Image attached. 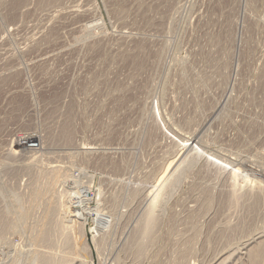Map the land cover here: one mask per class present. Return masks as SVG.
<instances>
[{"label":"rangeland","instance_id":"obj_1","mask_svg":"<svg viewBox=\"0 0 264 264\" xmlns=\"http://www.w3.org/2000/svg\"><path fill=\"white\" fill-rule=\"evenodd\" d=\"M42 221L52 264L264 252V0H0V264Z\"/></svg>","mask_w":264,"mask_h":264},{"label":"bare ground","instance_id":"obj_2","mask_svg":"<svg viewBox=\"0 0 264 264\" xmlns=\"http://www.w3.org/2000/svg\"><path fill=\"white\" fill-rule=\"evenodd\" d=\"M23 2V1H22ZM216 107V106H215ZM214 107V108H215ZM212 109H213V106H212ZM209 110V109H208ZM211 110V109H210ZM206 118V117H205ZM206 120V119H205ZM204 123V122H203ZM200 125V124H199ZM203 125V124H202ZM199 129V128H198ZM72 128H71V123H70V117L69 116H67L66 117V119H65V122L63 123V125L61 126V128H60V135H61V137L63 138V140L64 141H69L70 140V138H71V134H72ZM195 132V131H194ZM197 132H195V134H194V136L196 135V137L198 136L197 134H196ZM200 133V132H199ZM193 138H195V137H193ZM185 141V140H184ZM195 140H191V143L190 144H192L193 142H194ZM202 141V140H201ZM185 143V142H184ZM184 143H181V144H183L184 145ZM190 144H188L187 142L185 143V145L183 146V147H180L181 149L178 151L177 150V153H176V158L177 159H179L180 157H183V155H185L186 153L185 152H189V145ZM191 148V147H190ZM92 151V149L91 148H88V150H85V152H87V153H89V152H91ZM187 154H189V153H187ZM188 155H185L184 156V158H186ZM175 159V158H174ZM173 159V160H174ZM184 160V159H183ZM171 163H174V162H172L171 161ZM177 163V162H176ZM182 164V163H181ZM28 165V164H27ZM27 165H25V166H27ZM170 165H172V164H170ZM2 166V165H1ZM176 166V165H175ZM173 167H174V165H173ZM181 167V166H180ZM248 167V166H247ZM26 168V167H25ZM29 168V167H28ZM179 168V167H178ZM172 169H174V168H172ZM177 169V168H176ZM254 169V168H253ZM29 170V169H28ZM177 170H179V169H177ZM174 174V173H173ZM172 174V175H173ZM171 175V176H172ZM46 183V182H45ZM42 185H44V184H42ZM155 189V188H154ZM42 190L44 191V193H45V191L49 194V196H50V193H51V191H52V188H51V184H50V186H45V188L43 187L42 188ZM159 191V190H158ZM246 191V190H245ZM53 193V192H52ZM143 193V192H142ZM258 193V192H257ZM151 194V193H150ZM254 194V193H253ZM43 195H46V194H43ZM252 195V194H251ZM259 195V194H258ZM47 196V195H46ZM45 196V197H46ZM257 196V195H256ZM40 196H38V198H39ZM42 197V196H41ZM148 197V196H147ZM209 198V197H208ZM33 199V198H32ZM36 199V198H35ZM53 199V198H52ZM58 199V198H57ZM152 199V198H151ZM206 199V198H205ZM42 200H44V198L42 199ZM59 200V199H58ZM57 200V201H58ZM139 200V199H138ZM153 200V199H152ZM210 201V200H209ZM30 202V201H29ZM39 202H41L42 203V201H39ZM45 202V201H44ZM61 202V201H60ZM152 202V201H151ZM32 203H33V201H32ZM47 203V202H46ZM45 203V204H46ZM56 203V202H55ZM204 203V202H203ZM25 204V203H24ZM37 204V203H36ZM40 204V203H39ZM57 204V203H56ZM60 205L58 206V207H60L61 206V203H59ZM149 204V203H148ZM147 204V205H148ZM22 205V204H21ZM28 205V204H27ZM34 205V204H33ZM38 205V204H37ZM37 205H35V206H37ZM52 205V204H51ZM55 205V204H54ZM206 205V204H205ZM209 205V203L206 205V207ZM39 206V205H38ZM37 206V207H38ZM47 206V205H46ZM50 206V205H49ZM48 206V207H49ZM57 206V205H56ZM64 206V205H63ZM66 206V205H65ZM68 206V205H67ZM150 206H151V203H150ZM252 206V205H251ZM45 207V206H44ZM52 207H55V206H52ZM51 206H50V208H52ZM149 207V206H148ZM197 207V206H196ZM254 207V206H253ZM27 208V207H26ZM34 208V207H33ZM56 208V207H55ZM54 208V209H55ZM67 208V207H66ZM25 209V208H24ZM20 210L19 211V218L20 219H22V218H25V216L28 214V212L26 211V209L25 210ZM57 209V208H56ZM55 209V210H56ZM61 209V208H60ZM59 209V210H60ZM226 209V208H225ZM28 210H30V209H28ZM47 210V209H46ZM52 210V209H51ZM58 210V209H57ZM65 210V209H64ZM152 210V209H151ZM208 210V209H207ZM254 210V209H253ZM31 211V210H30ZM45 211V210H44ZM53 211V210H52ZM262 211V210H261ZM51 212V211H50ZM145 212V211H144ZM259 212V211H258ZM257 212V213H258ZM44 213V212H43ZM47 213V212H46ZM53 213V212H52ZM60 213V212H59ZM64 213V212H63ZM149 213H150V211H149ZM55 214V213H54ZM58 214V213H57ZM66 214V213H65ZM145 214H146V212H145ZM151 214V213H150ZM199 214V213H198ZM70 215V214H69ZM75 215V214H74ZM77 215V214H76ZM146 215H148V214H146ZM154 215V214H153ZM254 215V214H253ZM258 215V214H257ZM256 215V216H257ZM51 216V215H50ZM82 216V215H81ZM198 216V215H197ZM250 216H252V215H250ZM27 217V216H26ZM45 217V216H44ZM47 217V216H46ZM49 217V216H48ZM59 217V216H58ZM61 217V216H60ZM75 217V216H74ZM154 217V216H153ZM2 218H3V216H2ZM50 218V217H49ZM65 217H63L62 219H64ZM150 218H151V215H150ZM253 218V217H252ZM5 219V218H4ZM3 219V220H4ZM8 219V218H7ZM6 219V220H7ZM10 219V218H9ZM12 219V221H13V219L14 218H11ZM26 219V218H25ZM25 219H22V220H25ZM45 219V218H44ZM47 219V218H46ZM54 219V218H53ZM57 219V218H56ZM75 219H77L78 220V216L75 218ZM74 219V221H76ZM81 219V218H80ZM79 219V220H80ZM140 219V218H139ZM148 218H146V220H147ZM14 220H16V219H14ZM27 220H28V218H27ZM26 220V221H27ZM50 220V219H49ZM66 220V219H65ZM68 220V222H69V219H67ZM78 220V221H79ZM7 221H9V220H7ZM6 221V222H7ZM63 221V220H62ZM61 221V222H62ZM72 221V220H71ZM144 221H145V219H144ZM250 221V220H249ZM261 221V220H260ZM2 222V221H1ZM0 222V223H1ZM3 222H5V221H3ZM16 222V221H15ZM28 222V221H27ZM43 222V221H42ZM48 222V223H47ZM56 222H57V220H56ZM55 222V223H56ZM65 222V221H64ZM63 222V223H64ZM77 222V221H76ZM148 222V221H147ZM147 222H144V223H142L143 225H141V226H139L138 227V229H140L137 233V235L139 236L140 235V233H142L143 235H144V233H146L147 232V230H149L150 228L152 229L155 225H154V221L153 220H151L149 223H147ZM24 223V222H23ZM49 223H50V225H49ZM54 223V224H55ZM59 223V222H58ZM58 223H57V225H58ZM62 223V224H63ZM67 223V222H66ZM75 223V222H74ZM244 223V222H243ZM5 224V223H4ZM9 224H11V222L9 223ZM12 224H14V223H12ZM11 224V225H12ZM46 224H48L47 226L48 227H46ZM84 224V223H83ZM138 224V223H137ZM251 224V223H250ZM1 225H2V223H1ZM6 225L7 226H5V230H14V229H16L15 227L13 228H11V226H9L7 223H6ZM23 225V224H22ZM54 226V225H52L51 224V222H49V221H44L43 223H42V227L39 229V231L37 232V235H36V237L35 238H33L31 241L33 242L34 241V243H33V250H34V256L36 257V260L34 261V258H33V261L34 262H36L37 260H38V262H39V264H52L54 261H56L55 260V258L54 257H52L53 255L49 252V248H51L52 247V245L54 244L53 243V238H54V233H55V236L57 235L56 234V232H58V230L59 229H61V234L60 233H58V235L60 234V237H58V240H59V238L60 239H62L63 240V242H67L68 243V240H69V238H67L66 237V235H69V234H66L65 232H66V230H65V228H66V226H68V224L67 225H63L65 228L63 229V228H60V226ZM69 225H71V224H69ZM140 225V224H139ZM258 225V224H257ZM15 226H16V224H15ZM31 226V225H30ZM68 228H70V226L69 227H67L66 229H68ZM238 228V227H237ZM244 228V227H243ZM242 228V229H243ZM252 228V227H251ZM17 230V229H16ZM135 230H137V229H135ZM237 230V229H236ZM60 231V230H59ZM68 231V230H67ZM134 231V230H133ZM150 231H152V230H150ZM196 231V230H195ZM15 232V231H14ZM22 232V231H21ZM197 232V231H196ZM233 232V231H232ZM247 232V231H246ZM13 233V232H12ZM20 233V232H19ZM15 234H16V232H15ZM83 234V233H82ZM242 234V233H241ZM245 234V233H244ZM263 234V233H262ZM17 235H18V232H17ZM57 235V236H58ZM195 235V234H194ZM249 235V234H248ZM72 236V235H71ZM136 236V235H135ZM257 236H259V235H257ZM73 237V236H72ZM144 237V236H143ZM149 237V236H148ZM153 237V236H152ZM195 237V236H194ZM256 237V236H255ZM139 238V237H138ZM141 238H142V235H141ZM258 238H260V237H256V238H254V240L255 239H258ZM140 239V238H139ZM144 239V238H143ZM231 239V238H230ZM77 240V239H76ZM126 240V239H125ZM136 240V239H135ZM141 240V239H140ZM223 240V239H222ZM253 240V241H254ZM262 240V239H261ZM60 241V240H59ZM70 241V240H69ZM127 241V240H126ZM138 241V240H137ZM143 241V240H142ZM227 242V240H224V242ZM251 242H244V243H241V248L240 249H236V251H234V252H232L230 255H228L229 257L230 256H235L237 253H239V251L241 252V253H239V254H245V256H246V254H249V259H250V264H264V252H263V248L262 249H257V250H254V251H252V239L250 240ZM259 241H260V239H259ZM128 242V241H127ZM126 242V243H127ZM254 242H256V241H254ZM64 243V244H65ZM66 243V246L68 245ZM141 243V242H140ZM230 243V242H229ZM58 244V243H57ZM70 245L71 244H74L73 242H72V240H71V242L69 243ZM75 244H76V241H75ZM123 244V243H122ZM137 244V243H136ZM135 244V245H136ZM48 245V246H47ZM139 245V244H138ZM185 245V244H184ZM257 245V244H256ZM42 246H46L45 247V249H47V247H48V251L47 250H45L44 252H43V250H44V248L42 247ZM76 246H77V244H76ZM75 247V246H74ZM186 247V246H185ZM224 247V246H223ZM256 247V246H255ZM184 248V247H183ZM222 248V247H221ZM43 249V250H42ZM254 249V248H253ZM57 250V249H56ZM225 250V249H224ZM31 251V250H30ZM53 251V250H52ZM221 251V250H220ZM50 253L51 254V256H48L47 255V253ZM137 252V251H136ZM189 252V251H188ZM222 252V251H221ZM230 252V251H229ZM243 252V253H242ZM18 253V252H17ZM31 253H33V252H31ZM57 253V252H56ZM68 254H71V253H68ZM138 254H139V252H138ZM141 254V253H140ZM220 253H218V255H219ZM15 255V254H14ZM26 255V254H25ZM63 255V254H62ZM62 255H61V257H62ZM72 255V254H71ZM69 256V258L70 257H72V256H74V255H72V256ZM190 255H191V253H190ZM217 255V254H216ZM17 256V255H16ZM32 256V255H31ZM64 256V259L66 258L65 257V255H63ZM79 256V255H78ZM87 256V255H86ZM182 256V255H181ZM82 257V256H81ZM183 257H184V255H183ZM236 257V256H235ZM57 258V257H56ZM69 258H68V260H69ZM73 258V257H72ZM77 257H76V255H75V258H73L72 259V262H74L73 264H75V262H77L78 260V258L76 259ZM79 258H80V256H79ZM82 258H84V257H82ZM226 258H227V256H226ZM226 258H222V257H219V258H217L216 260H215V262H214V264H225L224 262L225 261H227L226 260ZM238 258H239V256H238ZM247 258H248V256H247ZM246 258V259H247ZM16 259V258H15ZM67 259V258H66ZM76 259V260H75ZM85 259H88V258H85ZM228 259V258H227ZM18 260V259H17ZM59 260V259H58ZM91 260V259H90ZM181 260V259H180ZM238 260V259H237ZM70 261V260H69ZM86 261V260H85ZM18 262V261H17ZM37 262V263H38ZM67 262V261H66ZM179 262V261H178ZM182 262V261H181ZM180 262V263H181ZM183 262H184V260H183ZM187 262V261H186ZM234 262V261H233ZM59 263V262H58ZM70 263V262H69ZM79 263H80V261H79ZM116 263V262H115ZM179 263V264H180ZM209 263V262H208ZM61 264H64V261H63V263H61ZM68 264V263H67ZM90 264V263H89ZM92 264V263H91ZM178 264V263H177ZM182 264H184V263H182Z\"/></svg>","mask_w":264,"mask_h":264}]
</instances>
